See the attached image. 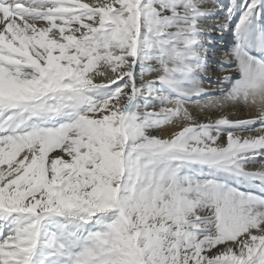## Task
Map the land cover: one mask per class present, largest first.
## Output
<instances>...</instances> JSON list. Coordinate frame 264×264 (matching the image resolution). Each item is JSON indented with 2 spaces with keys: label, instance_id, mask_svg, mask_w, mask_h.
I'll use <instances>...</instances> for the list:
<instances>
[{
  "label": "snow or ice",
  "instance_id": "6c2138e0",
  "mask_svg": "<svg viewBox=\"0 0 264 264\" xmlns=\"http://www.w3.org/2000/svg\"><path fill=\"white\" fill-rule=\"evenodd\" d=\"M0 264H264V0H0Z\"/></svg>",
  "mask_w": 264,
  "mask_h": 264
},
{
  "label": "bare ground",
  "instance_id": "6f19581e",
  "mask_svg": "<svg viewBox=\"0 0 264 264\" xmlns=\"http://www.w3.org/2000/svg\"><path fill=\"white\" fill-rule=\"evenodd\" d=\"M224 2H227V0H224ZM228 39H229V37H227V36H224L223 38H221L219 34L216 35V42H217L219 51L217 52V55L214 57L215 60L221 59V54L223 52V47L225 45V42ZM216 74H219V72L217 71Z\"/></svg>",
  "mask_w": 264,
  "mask_h": 264
}]
</instances>
